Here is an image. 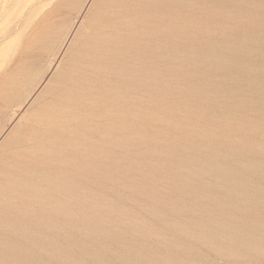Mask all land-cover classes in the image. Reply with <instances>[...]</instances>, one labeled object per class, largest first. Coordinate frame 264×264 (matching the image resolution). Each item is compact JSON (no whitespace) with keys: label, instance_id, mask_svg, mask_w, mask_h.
<instances>
[{"label":"bare ground","instance_id":"bare-ground-1","mask_svg":"<svg viewBox=\"0 0 264 264\" xmlns=\"http://www.w3.org/2000/svg\"><path fill=\"white\" fill-rule=\"evenodd\" d=\"M100 2L102 3V1ZM101 3L100 5L98 4V8L101 7ZM102 4L105 5L103 10L98 11L96 9L97 11L94 13L98 14L100 20L92 21L90 32L87 34H79V45H76V50L68 57L66 63L59 71L60 73L56 75V77L59 75L57 78V89L51 92L52 95H50L47 101L45 100V103L42 102V107L40 106V110H42L41 114H39L40 116L37 121L35 119L37 124H35V128H30L34 129L31 133L28 132L32 143L25 145V141H22L23 143L16 142L13 148L6 149L7 151L0 153V161L2 159L5 161L9 159L10 162V165H0V208L2 209L0 212L8 214H5L6 216L3 220L7 222L9 226L10 224L12 226L16 224L17 217L10 215V212H12L11 207L14 205L18 212H20V217L24 219V222L27 219H33L34 216H32L33 214L31 211L39 207L41 210L48 207L41 203L45 193L51 196L50 193L53 192V197L55 196L54 193H56V200L59 202L62 196L66 197L69 195L70 197V195L76 194V181L77 184L79 182L80 191L84 195L82 197L86 200L90 192H94L93 187L90 188L92 178H95V181H93L95 184L103 185L102 182H106L113 177L118 176L120 179L121 176L129 175L130 171L126 172V169L125 172H123L122 169H120L119 172L118 168V170L115 169L116 171H114V168H111L113 173H109L108 170L110 169L108 168V170H105V166H108V164H105V136L109 135L107 133L105 135V131L108 130H106L105 127L114 131L115 129H120L121 132H132L131 129L134 127V124L139 123L141 120H146V124L143 125V128L145 129L146 126L149 125V129H152L150 122L155 116H169L171 122H168L164 127L166 133L165 135L163 134V137L167 138L162 140L164 146L161 148L163 151L168 152L167 155L169 156L165 158L160 156L161 153H159L149 166V170L146 168L148 165L146 166L143 163L144 166H146V170L151 172H148L151 176L142 173L143 176L140 175V177L142 176L143 179H140L141 182L138 181L140 182L139 188H142V183L146 191L155 192V196H152L153 199L156 198L155 201L161 198V196H166V200L164 201H167L166 203L169 204L173 213L181 215L183 220V222L181 221L182 224L189 223L190 227L196 228L198 231L196 234L198 233L197 236L199 237L195 239L202 242L205 240L209 242V240H211L217 244H225L222 246H228L230 248L228 253L225 252V254H223L224 252H221L223 258L225 255L227 257L230 256L232 259L236 257V264H264V0H105ZM231 24L232 26H230ZM188 50L196 53L193 59L194 61H187V58H183L184 55L187 57L186 54ZM184 63H192L195 65V73L181 74L177 76L179 80L176 82V79H174L175 76L172 77L174 75L173 73L176 70L182 69ZM217 74H220L222 79H218ZM142 95H147L150 97V100H143ZM220 109L223 110L222 113L216 115L215 112ZM238 112L242 114V117L241 119L237 117L238 120H236L235 115H238ZM241 114L239 115L241 116ZM33 115L35 116V114ZM33 115L31 118H33ZM31 120L33 121V119ZM155 123L153 122V124ZM31 124L33 125V123ZM116 125L118 128H116ZM159 127H163V125L156 124L154 128ZM25 128L27 129V127H24V129ZM117 132L119 135L120 131L118 130ZM19 133L22 132L19 130ZM145 136L147 137V135ZM112 137L114 138L113 135ZM69 138H71V141L75 140V142L79 140L80 142H77V144H82V147L77 148V144L75 143L74 147L72 145L73 142L69 143ZM19 140L20 139H18V141ZM112 140L109 141L112 142ZM129 140L131 141V139ZM135 141H137V139ZM159 141L156 140V143ZM197 142L202 144L203 150L198 149L200 152L197 151L187 154V149L189 148L191 150V148H187L186 144ZM125 143L127 142L124 141V144ZM115 146L114 148L116 149ZM119 146H123V144H119ZM8 147L9 146H7V148ZM149 147L150 146H148V148ZM89 148L95 149L96 155H93L92 152L91 154H87L86 152L90 151H88ZM110 148L112 150L113 147L111 146ZM127 148H129V146ZM127 148L124 149L125 152ZM152 149L155 150V148ZM239 149L246 151V155L252 158H244L245 155L244 157L238 156V154H241V150ZM224 150L226 153L222 154L221 152H224ZM133 152L136 151L133 150ZM137 152L141 154V151ZM122 155H124V152ZM118 156H120V154ZM149 156L152 157L151 155ZM135 157H138V154L135 155ZM111 158L113 157L111 156ZM52 159L54 161L60 160V162L54 163ZM95 159H98L97 162H93ZM116 159H118V157ZM146 159L149 161V158H145V160ZM207 159H209V162ZM107 161L110 162L109 160ZM93 163H96L95 166L99 167V171L96 174L92 173L90 169L93 167L91 166ZM129 163L131 162L129 161ZM133 165L135 167L136 164ZM19 167L22 171L19 170ZM176 168L178 169L175 170ZM23 169L32 171L33 174L30 172L31 175H26ZM40 169L41 171L43 170L41 176L35 175L38 173L36 171H40ZM78 169L80 170L78 171ZM95 169L97 168L95 167ZM105 171H108V173ZM198 172L200 173L199 176ZM138 173L137 171L135 174L138 176ZM44 175L46 177H44ZM61 175H63V177ZM201 175H205L209 178L206 177L207 179H204ZM161 176H164L165 178H163L166 180L163 184L161 183L162 185L159 184ZM47 177L51 178L48 179L51 181H47L49 183L46 185L42 184V180ZM57 177H61L63 180L61 184H64L60 185L61 187L59 186L58 190L55 188L57 186L55 185L56 183L60 184V182L57 181ZM124 179L125 178L122 180ZM132 180L133 179H131V181ZM156 180L159 181V185L153 186L157 183ZM131 181L127 182L131 183ZM132 184L131 186H133ZM106 185L107 184H105V186ZM128 186L130 187L129 184ZM96 187L98 188V186ZM107 188L105 189L109 191L110 187ZM130 188L133 190L132 187ZM165 189L169 192L168 195L163 194V192H166ZM128 190L130 189L128 188ZM142 190L144 189L142 188ZM25 192L28 193L27 195H29L30 198L26 197ZM134 193H136V191ZM137 194L138 193L135 195ZM16 195L20 196L19 200H23V197H26L28 201L25 200V202L23 200L24 202L20 201L18 204H16L17 202L14 204L9 197L13 196L15 199L14 196ZM119 195L121 194L117 196ZM64 197L63 199H65ZM120 197L119 199H125V195H122V198ZM152 197L150 196L149 198ZM4 198L5 200H3ZM45 198L47 200L46 196ZM30 199H34L37 203L35 207L32 206ZM76 199L77 198H75V200ZM97 199L99 200V197ZM147 199L148 197L146 200ZM63 202H65V200ZM74 203L76 204V202ZM151 203H153V201H151ZM131 204H133V202ZM28 207H34L36 209L30 211L26 209ZM167 207L168 206H166V208ZM60 208L61 207H59V209ZM147 209H150V207H147ZM66 211L69 212L67 208ZM54 215L52 219H50L51 221H55L56 224L65 220L58 216L59 214ZM146 215L148 214L146 213ZM72 217L74 218L75 215ZM165 218L166 217H164V221ZM0 219L2 220V217ZM75 219L77 220L78 217ZM18 221L19 223L21 222L20 220ZM80 223L79 221V225ZM1 224L3 225L4 222ZM25 224L26 223H24L23 226H25ZM36 224L38 223H35V225ZM147 224H149V222ZM17 226H19V224ZM17 226L16 228L20 227ZM81 227L80 225V228ZM177 227H179V225ZM28 228H30V225ZM49 228L50 227H48V229ZM58 228L57 226V232H59ZM77 228L78 227H76V229ZM96 228L94 227L93 229L96 230ZM7 229L12 228L8 227ZM13 229H15V227ZM59 229L61 231V228ZM70 229L72 228H69V231ZM84 229L85 228H83V230ZM103 229L105 230V228ZM159 230L158 232L161 231ZM7 232L5 234H7ZM11 232L9 236H4V234L1 235L2 232L0 233L1 260L6 261L5 263L8 261V264H49V262H51L47 254L44 253L45 256L39 252L38 247L42 245V243L37 242L38 240H34L30 244L28 242L29 245L19 242L15 248L12 243L18 242V240L13 241ZM14 232L16 233V231ZM30 232H32V230H30ZM23 233L26 234V232H22V235ZM50 233L52 232H49V234ZM129 233L131 232L129 231ZM98 234L95 233L96 236H98ZM119 234H121V232ZM139 234L141 235L142 233H137V235ZM143 234L145 235L144 237H146L148 232L146 231V233L144 232ZM17 235L18 234H16V236ZM87 235L88 234H86V236ZM158 235L161 234L158 233ZM3 236L4 238H2ZM69 236H67V238L71 237ZM87 237L89 238V236ZM104 237L107 238L106 236ZM153 237L154 236H152V238ZM190 237L192 238L194 236L191 235ZM56 238H58V236ZM59 238L58 240H61ZM62 238L64 240L65 237ZM158 238L161 237L159 236ZM164 238L166 237L164 236ZM43 239L41 241H43ZM20 240L23 241L22 238H20ZM25 240H27V238ZM46 240L48 241V239ZM46 240H44V242ZM71 240L70 238L69 241ZM51 241L52 240H50V242ZM79 241L82 243L81 240ZM89 241L87 242L89 243ZM140 243H143V241ZM44 244L41 249L43 247L45 248ZM59 244L60 243L57 245ZM90 244L84 246L90 247ZM72 245L76 246V244L73 243ZM207 246L208 245H206L205 248ZM62 247H64L63 244L61 246L62 250L57 248L63 251ZM104 247L108 248L106 246ZM54 248H56V246H54ZM209 248L210 245L208 249ZM74 249L72 250L73 252ZM89 249L91 250L92 247ZM89 249L87 251H90ZM188 249L190 251L192 248ZM100 250L102 251L101 248ZM84 251L87 254L86 250ZM84 251L81 250L79 252L84 253ZM96 251L97 250L94 248L93 254H95ZM59 253L55 254L59 255ZM70 253L71 252H69V255H71ZM107 253L110 254V251ZM112 253H114V251ZM51 254L52 256L54 255L53 253ZM93 254L91 256H93ZM96 254L94 255L95 257ZM74 255L72 254V256ZM99 255L97 258L104 256V254L102 256ZM165 257H167V255H165ZM67 258L69 259V257ZM218 258L220 259L221 257ZM90 259L92 258L90 257ZM155 259L157 260V258ZM122 260L119 261L123 262L121 264H129L128 259L125 261ZM81 261H79V263H81ZM106 261L108 260L106 259ZM132 261L133 260H131V262ZM173 261L177 262L176 264H189L188 262H192H181L178 258H174ZM69 262L71 261L69 260ZM75 262L77 263L76 260ZM89 262H91V260ZM166 262L165 264H167ZM63 263L65 264L64 261ZM103 263L104 262L101 264Z\"/></svg>","mask_w":264,"mask_h":264},{"label":"rangeland","instance_id":"rangeland-1","mask_svg":"<svg viewBox=\"0 0 264 264\" xmlns=\"http://www.w3.org/2000/svg\"><path fill=\"white\" fill-rule=\"evenodd\" d=\"M100 1H102V3L105 2V0H0V153H3L5 151H7L6 149L13 148L16 145V142L17 143H19V142L23 143L22 141H25L24 142L25 145L28 144V143L29 144L32 143L31 140H30L29 133H31V131H33L34 129H30V128H33V127L35 128V124H37L36 121L38 120V118L40 116L39 114H41V111H42V110H40L41 107H42V104L45 103V100L47 101L49 99L50 95H52L51 92L54 91L55 89H57V87H58L57 78L59 77V75L57 77H56V75L60 73L59 71L61 70V68L66 63V60L68 59V57L71 54H73V51L76 50V45H79V43H80V41H79L80 40V35L79 34H87L91 30V26H92V23H93L92 21L93 20H95V21L96 20L97 21L100 20V17L98 16V14H94L97 10L98 11H102L104 6H105ZM100 3H101V7L98 8V4L100 5ZM94 9H95V11H94ZM207 11H209V10H207ZM230 26H232V24ZM186 55H187V57L184 55L183 58H187L186 59L187 61H194L193 59L195 58L196 53H194L191 50H188ZM194 66L195 65H193L192 63H190V64L189 63H184L183 66H182V69L176 70L173 73L174 75L173 76L171 75V76L172 77L175 76L174 79H176V82H177L179 80L177 76H179L181 74H184V73H186V74L187 73L194 74L195 73V68H196ZM217 76H218L217 77L218 79H222V76L220 74H217ZM54 82L57 83V84H55ZM48 91H50V92H48ZM142 99L143 100L146 99L145 101H147V100H150V97H148L147 95H142ZM222 111L223 110L220 109L219 111L215 112V114L216 115H220L222 113ZM33 114H35V116ZM237 114L238 115H235L236 117L234 116L236 118V120H238V118L241 119L242 114L240 112H238ZM239 114H241V116ZM32 115H33V118H31ZM155 118L152 119V121L150 122V124L152 126V129H149V125H147L145 129L143 128V125L146 124V120H144V121L141 120L139 123L134 124L133 125L134 127H132V129H131L132 132H130V131L121 132L120 129H115V131H114V130H111V129L109 130V128L105 127L106 130L107 129L109 130V132H108V130L105 131V135H106V133L109 134V135L105 136V145H106L105 146L106 147L105 148V161H106L105 164H108V166L106 165L107 167L105 166V170L108 168V169L111 170L110 171V170L107 169L109 171V173H111V172L113 173V170H112L113 168H114V171L119 169L118 170L119 172H120V169H122L123 172H125V169H126V172L130 171L129 175L121 176L120 179H119L118 176L113 177L112 179H108L106 182H102L103 185L95 184L93 182V181H95V178H92V181H91V184H90V188L93 187L94 192L92 193V191L90 189V191H91L90 195L88 197H86V200H85L84 197H82L84 195L81 193L80 187H79V182L77 184V181H76V188H77L76 194L75 195H70V197H69V195L66 196V197L62 196V197H60V199L61 198L63 199V197L65 199H63V200L61 199V201L59 199V202H57L58 200H56V198H57L56 193H54V195L56 197L55 196L53 197V192L50 193L51 196L48 195V193H45V195H43L44 199L41 201V203L45 204V206L46 207L48 206V207L44 208L43 210H41L40 207L37 208V209L34 208L35 204L37 205V203L34 201V199H30V201L32 202V206H34V207H32V208L28 207L26 209L30 210V211L33 210V209H36V210L31 211L32 214H33L32 216H34V218H33L34 220L33 219H27L28 221L25 220V222H24V219H21V217H20V212H18L17 208H15V205H14V206L11 207V211L12 212H10V215L11 216H16L17 218L16 217H14V218L17 219L18 223L16 222V224H14L13 226L11 224L9 226L7 224V222H5L3 220L4 217L6 215H8V214L5 213L6 214L5 215L4 213L0 212V214H1L0 218L2 217V220L0 219V230H1L0 233L2 232L1 235L4 234V236H9V234H10V232L12 230L16 231V233L14 231L11 232L12 233L11 237L13 238V241L18 240V242L12 243L15 246V248L18 245L19 242H23L25 245H27L28 242L30 244L34 240H36V241L38 240L37 242H41L42 243V245H40L38 247V250L42 254H44V253L47 254V256L49 257L48 259H51V262H49V264H56L57 262H59L60 264H64L63 261L65 262V264H69V263L70 264H75L76 263L75 260L77 261L78 264H84L86 261L87 262L85 264H101L102 262H104L103 264H112V263L113 264H121L123 262H119V261H121L122 259L124 261L128 259L129 260L128 261L129 264H131V263L132 264H134V263L137 264L138 261H140V262H138V264H141V263L142 264H165L166 261H167L166 262L167 264H172V263L176 264L177 262L173 261L174 258H178V260H180L181 262L182 261H184V262L192 261V262H188L189 264L190 263L191 264H199V263L200 264H204V263L205 264H209V263L210 264L211 263L212 264H219V263L220 264H236V257H234L235 259L234 258L232 259L230 256H228V257H230V258H228L226 255H225L226 257L224 256V258L222 257L223 254H225V252L228 253V250H230V248L228 246H222V245H225V244H217V243H215L214 241H211V240H209V242L211 241L210 244H209V242L207 240H205V241H203L205 243V246L208 245L205 248L204 243L202 241H200L198 239H195V238L199 237V236H197L198 233L196 234V232H198L196 230V228H193L192 226L190 227L189 223L188 224H182L183 220H182L181 215L180 214L178 215V213H173L171 211V209H170L169 204L166 203L167 201H164V200H166L165 199L166 196H164V197L161 196V198H158L159 201L158 200L155 201L156 198L153 199V197L155 196L154 195L155 192H150L149 190H148L149 192L146 191L144 186H142L143 185L142 183H141V187L144 190H142V188H139L140 187L139 184L141 182L140 179L141 178L143 179V177H142L143 174L144 175L146 174L147 176L150 175V174H148V172H150V171H148L150 169L149 166L151 165L152 161L155 160V157H157L159 153H161L160 156L165 157V158L167 156H169V155H167L168 152L163 151L161 148L164 146V143L162 142V140H164V138L165 139L167 138V137H163L165 135V133H166L165 130H164V127H165V125L168 122H171L170 118H169V116H163V115L155 116ZM31 119H33V121L36 122V123H34ZM35 119H36V121H35ZM162 120H165V121H162ZM155 121H156V123H155ZM159 121H161V122H159ZM153 122L155 124H153ZM31 123H33V125ZM160 123L163 125V127L154 128L156 124L161 125ZM24 127H27L28 130L26 128L24 129ZM116 128H118L117 125H116ZM17 130H18V132H17ZM19 130L22 133H19ZM116 130L120 131L119 132L120 136L118 135V132ZM115 134H117V135H115ZM126 134H129V135H126ZM112 135L114 136L115 139L112 137ZM132 135H134V136H132ZM145 135H147V137ZM127 137H129V138H127ZM24 138H25V140H24ZM111 138L114 140V142H113V140ZM18 139H20V140L18 141ZM129 139H131V141ZM136 139H137V141H135ZM149 139H150V141L151 140L152 141L150 142ZM69 140H70L69 143L73 142L72 145L74 147H75V144H77V142H80L79 140H76V142H75V140H73V139H72L73 141H71V138H69ZM109 140L110 141L112 140V142H110ZM115 140H117V141H115ZM120 140L123 141V142H121ZM156 140L157 141L160 140L161 142L159 141L158 143H156ZM26 141H29V142H26ZM107 141L109 143H111V144H109ZM124 141L127 142V143L124 144ZM148 142H149V145H148ZM197 143H193V144L192 143L191 144L188 143V144H186L187 148L188 147L191 148V150L189 148H188L189 150L187 149V154L188 153L197 152V151L200 152L199 150H203L202 146H201L202 144H200V142H199L198 143L199 146H198ZM11 144H12V146H11ZM119 144L120 145L123 144V146H119ZM7 146H9V147L7 148ZM111 146L113 147L112 150L110 148ZM114 146L116 147V149L114 148ZM128 146H129L130 150H129V148H127ZM148 146H150V147L148 148ZM79 147L81 148L82 144H77V148H79ZM118 147H120V148H118ZM125 148H127L126 152L124 151ZM134 148H136V149H134ZM146 148H148L149 151L151 150L154 155L152 154L151 151L149 152L148 149H146ZM152 148H155V150L152 149ZM106 149H108V150H106ZM159 149H161V150H159ZM94 150L89 148L88 149L89 152H86V153L87 154H91V152H92L93 155H96V150L95 151ZM120 150H122V151H120ZM133 150L136 151V152H133ZM239 150H241V152L239 151L241 154H238V156L244 157V155H245L244 158H247V157L248 158H252V157L246 155V151H244L243 149H239ZM137 151H141V154H139V152H137ZM76 152H78V151H76ZM107 152H108V155H107ZM123 152H124V155H122ZM131 152H133V153H131ZM227 152H228V150H227ZM233 152H235V151H233ZM134 153H137L138 157H135V155H137V154H134ZM221 153L222 154L226 153V151L224 150V152H221ZM55 154H57V153H55ZM119 154H120V156H118ZM133 154H134V156H133ZM106 155H107V157H106ZM149 155H151L152 157H150ZM111 156L113 158H111ZM124 156H126V157H124ZM117 157H118V159H116ZM128 157H129V159H128ZM143 157H144V160H143ZM114 158H115V160H114ZM145 158H149L150 162L147 159L145 160ZM122 159L125 162H123ZM151 159H153V160H151ZM97 160L98 159H95L93 162H97ZM107 160H109L110 162H108ZM127 160H129L132 163V165ZM132 160H133V162H132ZM208 160L209 159H207V161ZM52 161H54V160L52 159ZM111 161L113 163H116L117 165L113 164ZM115 161H117V162H115ZM147 161H148L149 164L147 163ZM55 162L59 163L60 160H56V161H54V163ZM141 162H142V164L144 163L146 166L147 165L148 166L146 167V166H144V164L142 165ZM9 163H10L9 159L6 160V161L4 159H2L0 161V165L1 166L5 165V164L6 165H10ZM95 164L96 163H93V165H91L93 167L90 168L92 173H94V174H96L99 171L98 170L99 167L95 166ZM133 164H136L135 167H134ZM207 164H209V163H207ZM207 164H205V165H207ZM112 165L117 166V167H114ZM136 166H137V169H136ZM95 167L97 169H95ZM145 167L148 170H146ZM139 168H141V169H139ZM132 169H134L135 171L132 170ZM177 169L178 168H176L175 170H177ZM19 170H21V168ZM36 170H39V169H36ZM36 170H34V171H36ZM79 170L80 169H78V171ZM101 170H102V168H101ZM101 170H100V172H101ZM136 170L139 172L138 176L135 174V173H137ZM42 171L40 169V171H36L38 173H36V174L34 173V174L37 175V176H41V174L43 173ZM93 171H95V172H93ZM108 171H105V172L108 173ZM23 172L26 173V175L33 174L32 171H26V169H23ZM30 172H31V174H30ZM199 174L200 173L198 172V176H199ZM140 175H142V176L140 177ZM61 176L63 177V175H61ZM201 176L204 179L209 178V177H207L205 175H201ZM44 177H46V176L44 175ZM128 177H129V179H128ZM130 177H131V179H133L132 181H131ZM163 177L164 176L160 177L161 181L158 179L160 182L158 180H156L157 183L155 182L156 184H154L153 186L159 185V184L162 185L166 181L164 179L165 177L164 178ZM58 178H60V179H58ZM123 178H125V179L122 180ZM161 178H163V179H161ZM45 179L42 180V182H41L42 184L46 185V184H48L51 181V180H48V179H51L49 177H47ZM115 179H116V182H115ZM111 180H112V182H111ZM113 180H114V182H113ZM47 181H49V182H47ZM57 181L60 182V184L59 183L55 184V185H57L55 187L56 190L59 189L60 185H64V184H61L63 182L61 177H57ZM127 181H129V182L131 181V183H129ZM138 181H140V182H138ZM132 182H133V184H132ZM158 182H159V184H158ZM105 184H107L106 185L107 187H110L109 188L110 192L107 191L108 188L105 186ZM119 184H121L122 186L119 185ZM128 184L130 185V187L133 188L134 191L128 186ZM131 184L134 187L131 186ZM116 185H118V186H116ZM96 186H98V188ZM126 186H127V188H126ZM40 188H41V186H40ZM105 188H107V190ZM120 188H122V189H120ZM128 188L130 190H128ZM136 188L138 189V191H137ZM103 189H105L106 191L103 190ZM127 190L130 191V192H128ZM135 191H136V193H138L137 195H135L136 194V193H134ZM95 192H97V193H95ZM111 192H112V194H111ZM25 193H24V195H25ZM27 194L28 193H26V197L30 198V196L27 195ZM94 194H97V195H94ZM118 194H121V195L117 196ZM143 194H145V195H143ZM163 194L164 195H166V194L168 195L169 192H167V190H166V192H163ZM122 195H125V199H119L120 196H121L120 198H122ZM45 196L47 197V200H46ZM146 196L148 197L149 200L148 199L146 200V198H147ZM150 196L151 197L153 196V197L149 198ZM14 197H15V199L13 198V196L9 197V198H11L10 199L11 202L13 201L14 204H15V202H17L16 204H18L20 201H23V200L24 201L25 200L28 201L26 199V197H23V196H22L23 200L22 199L19 200L20 196L16 195ZM74 197L77 198V199L75 200ZM98 197H99V200L97 199ZM73 198H74V200H73ZM123 198H124V196H123ZM0 200H1V198H0ZM3 200H5V198ZM15 200H18V201H15ZM64 200H65V202H63ZM79 201H81V202H79ZM111 201H113L114 203L111 202ZM151 201H153V203H151ZM46 202L49 203V204H47ZM70 202H72V203H70ZM74 202H76V204ZM132 202H133V204H131ZM39 204H40V202H39ZM68 204H69V207H68ZM72 204H73V206L74 205H76V206L73 207ZM61 205H63V206H61ZM80 205H81V207H80ZM16 206H18V205H16ZM40 206H41V204H40ZM166 206H168V207L166 208ZM59 207H61L62 209L61 208L59 209ZM140 207L143 208L144 210L141 209ZM147 207L148 208L150 207V209H147ZM13 208H14V210H13ZM66 208H67V210H69V212L66 211ZM108 208H109V210H108ZM122 208L125 209V210H123ZM84 209H86V210H84ZM0 211H2L1 208H0ZM64 211H65V213H64ZM70 212L72 213V215H71ZM73 212H75L76 214L73 213ZM79 213H80V215H79ZM146 213L148 215H146ZM54 214L55 215L59 214L58 216H60L63 220L64 219L65 220L63 222L61 221V223H57L56 224L55 221H51V219H52ZM104 214H105V216H104ZM70 215H71V217H70ZM74 215H75V217L73 218L72 216H74ZM110 216H113V217H110ZM162 216L166 217L165 221H164V217H162ZM187 216H189V215H187ZM77 217H78V219L76 220L75 218H77ZM85 217H86V219H85ZM101 217H103V218H101ZM87 218H88V220H87ZM161 218H162V220H161ZM180 218H181V220H180ZM81 219L83 220V222L85 221L83 225H82L83 222H82ZM103 219H105V220H103ZM18 220H20L22 222V223L20 222L21 225H20ZM29 220H30V222H29ZM78 220L81 222L80 223V225L82 226L81 228H80ZM86 220H87V222H86ZM31 221L33 222V224H32ZM41 221H42V223H41ZM67 221H68V224H67ZM92 221H94V222H92ZM96 221H97V223H96ZM172 221H173V223H172ZM3 222H4V224L2 225L1 223H3ZM43 222H44V224H43ZM47 222H48V224H47ZM145 222H146V225H145ZM148 222H149V224H147ZM24 223H26L25 226H23ZM35 223H38V224H36L37 226L35 225ZM86 223H87V225H86ZM171 223L173 224V226H172ZM18 224H19L20 227L17 226ZM45 224H47V225H45ZM76 224H77V226H76ZM92 224H95L97 226L92 225ZM125 224H126V226H125ZM29 225H30L31 229L28 228ZM56 225L59 228H61V231L62 230L63 231L61 232L60 229L58 228L59 232H57V229H56L57 226ZM89 225H90V227H89ZM130 225H132V226H130ZM150 225H152V226H150ZM178 225H179V227H177ZM7 226L12 228V229H7L8 228ZM16 226L19 227V228H16ZM33 226L37 229V231H36V229ZM67 226H70V227H67ZM91 226L93 228L97 227L96 230L93 229ZM14 227H15V229H13ZM26 227L28 228V230H27ZM43 227H45V228H43ZM48 227H50V228L48 229ZM76 227H78L77 229H79V230L81 229V230L80 231L77 230ZM101 227H102V229H101ZM107 227L111 228V229H108ZM141 227H143V228H141ZM69 228H72V229H70V231H69ZM83 228H85V229L83 230ZM89 228H91L92 230L89 229ZM103 228H105L106 231ZM132 228H134V229H132ZM135 228H137V229H135ZM178 228L181 229V230L183 229V230L181 231ZM20 229H22L23 231L20 230ZM29 229L32 230V232H30ZM138 229H139V232H138ZM3 230H5L6 232L8 230H10V231H8L9 233L7 232V234H5L6 232L3 231ZM87 230H88V232H87ZM150 230H151V232H150ZM153 230L155 231V233H154ZM158 230L161 233L158 232ZM89 231H91V232H89ZM107 231H108L109 235H111V236L108 235ZM129 231L131 233H129ZM146 231L148 232V234L146 235V237H144L145 235L143 233L144 232L146 233ZM22 232H26V234L23 233V235H22ZM36 232H37V234H36ZM43 232H44V234H43ZM49 232H52V233L49 234ZM77 232H79V233H77ZM82 232H85V233H82ZM93 232H94V234H93ZM120 232H121V234H119ZM157 232L159 234H161V235H158ZM176 232H178V233H176ZM179 232H180V234H179ZM184 232H185V234H184ZM55 233H57V234H55ZM61 233H62V235H61ZM90 233H91V236L93 238L90 236ZM95 233L96 234L100 233V234H98V236H96ZM137 233H142V234L141 235L140 234L137 235ZM182 233H183V235H182ZM14 234H15V236H16V234H18L16 236L18 239L14 236ZM32 234H34V235H32ZM83 234H84L85 237L83 236ZM86 234H88L87 236H89L90 241L92 243L89 241V238L86 236ZM24 235H26V236H24ZM66 235L67 236H69V235L71 236V237L70 236L69 237L72 239L71 240L72 242L69 241L70 238H67ZM156 235H158V236H156ZM191 235L194 236V237L191 238L190 237ZM4 236L2 238H4ZM40 236H42V237H40ZM54 236H56V237L58 236V238L60 237L59 239H61V240H58V238H56ZM61 236L66 238V239L64 238L65 241L63 240V238ZM104 236H106L107 238H105ZM140 236H142V237H140ZM152 236H154V237L152 238ZM159 236L161 238H158ZM164 236L166 238H164ZM20 238H22L23 241H21ZM24 238L25 239L27 238L28 241L25 240ZM41 238L42 239L44 238L43 241H41L42 240ZM46 239H48V241ZM44 240H46V241L44 242ZM50 240H52V241L50 242ZM79 240H81L82 243ZM165 240L167 242L168 241L169 242L167 243ZM87 241H89V243ZM142 241H143V243H140ZM145 241H146V243H145ZM57 242L60 243L61 245L60 244L57 245L58 244ZM72 243L76 244V246L72 245ZM79 243H81V244H79ZM103 243H105V244H103ZM169 243H170V246H169ZM43 244H44L45 248L43 247L41 249ZM62 244L65 247V249H64V247H62L63 251H61L62 250L61 249ZM87 244L88 245L90 244V247H92L91 250L89 249L90 247H85V246H88ZM100 244H101V246H100ZM173 244H174V246H173ZM53 245L56 246V248H54ZM67 245H68V247H67ZM120 245H121V247H120ZM209 245H210L211 249L210 248L208 249ZM46 246H49V247H46ZM50 246H52V247H50ZM96 246H98V247H96ZM104 246H106L108 248H105ZM57 247L59 249H61V250H58ZM94 248H95V250H97L95 252V254L98 253V254H96V257L94 256L95 254H93L94 253ZM100 248L102 249V251L100 250ZM148 248H149V251H148ZM188 248H192V249H190V251H189ZM73 249H74V252L72 251ZM88 249L91 252L87 251ZM106 249L110 251V254L107 253L109 251H107ZM225 249H226V251H225ZM56 250H57V252H56ZM78 250L79 251L86 250L87 254L85 253V251H84V253H85L84 254L82 252L80 253ZM210 250H212V251H210ZM45 251H47V252H45ZM99 251H100V255H99ZM111 251L112 252L114 251V253H112ZM14 252H15V249H14ZM66 252H67V254H66ZM69 252H71L70 253L71 255H69ZM102 252H103L104 256H102L103 255ZM144 252H145V254H144ZM146 252H148V253H146ZM221 252H224V253L222 254ZM51 253H53L54 255L52 256ZM55 253L56 254L59 253V255H56ZM129 253H131L133 255H131ZM72 254L73 255L75 254V255L72 256ZM92 254H93V256H91ZM127 254H128V256H127ZM98 255L102 256V257H98L97 258ZM165 255H167V257H165ZM173 255H174V257H173ZM75 256H76V258H75ZM77 256H78L79 260H78ZM155 256H157V257H155ZM54 257H57L58 259L54 258ZM67 257H69V259ZM90 257L92 259H90ZM132 257L134 259L136 257L137 258L134 261V259ZM163 257L166 258V261H165V258H163ZM218 257H221L223 259H221V258L219 259ZM53 258H54L55 261L53 260ZM61 258H62V260H61ZM81 258L82 259L85 258V259L82 260ZM94 258H96V259H94ZM130 258L134 262L133 261L131 262ZM139 258H141V259H139ZM155 258H157V260ZM89 259L91 260V262H89L90 261ZM106 259L109 262L106 261ZM0 260H1V258H0ZM69 260L71 262H69ZM72 261H74V262H72ZM79 261H81V263H79ZM0 262H1L0 264H8V261H7V263H5L6 261H3V260H1ZM2 262H4V263H2ZM230 262H232V263H230ZM59 263H57V264H59Z\"/></svg>","mask_w":264,"mask_h":264}]
</instances>
